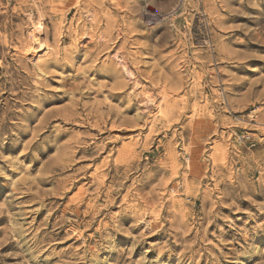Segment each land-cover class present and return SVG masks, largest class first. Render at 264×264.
I'll return each mask as SVG.
<instances>
[{
  "label": "rangeland",
  "instance_id": "374dc122",
  "mask_svg": "<svg viewBox=\"0 0 264 264\" xmlns=\"http://www.w3.org/2000/svg\"><path fill=\"white\" fill-rule=\"evenodd\" d=\"M0 264H264V0H0Z\"/></svg>",
  "mask_w": 264,
  "mask_h": 264
},
{
  "label": "bare ground",
  "instance_id": "6f19581e",
  "mask_svg": "<svg viewBox=\"0 0 264 264\" xmlns=\"http://www.w3.org/2000/svg\"><path fill=\"white\" fill-rule=\"evenodd\" d=\"M44 31V26H43V23L40 21L38 24L35 25V30H34V39L35 41H37L38 43L40 42L41 40V36L42 33ZM32 32V31H31ZM33 34V33H32ZM32 41V40H31Z\"/></svg>",
  "mask_w": 264,
  "mask_h": 264
}]
</instances>
